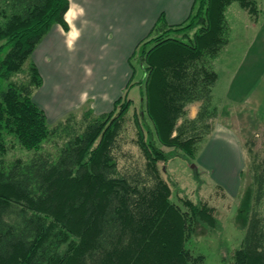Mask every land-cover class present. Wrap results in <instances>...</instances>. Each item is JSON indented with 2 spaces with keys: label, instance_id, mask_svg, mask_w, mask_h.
<instances>
[{
  "label": "trees",
  "instance_id": "16d2710c",
  "mask_svg": "<svg viewBox=\"0 0 264 264\" xmlns=\"http://www.w3.org/2000/svg\"><path fill=\"white\" fill-rule=\"evenodd\" d=\"M235 1L259 12L256 0H195L183 23L160 21L137 46L146 77H132L111 110L80 119L71 112L50 127L33 100L40 70L24 65L54 24L69 30L70 1L0 0V264H204L187 241L218 219L204 201L174 202L160 162L193 160L213 130V63L229 42L225 12ZM138 84L140 111L129 97ZM131 110L137 131L129 140L143 161L121 165L131 156L123 150ZM54 137L62 140L57 156L43 150ZM16 147L35 152L3 157ZM254 162L255 202L235 264H264V157Z\"/></svg>",
  "mask_w": 264,
  "mask_h": 264
},
{
  "label": "rangeland",
  "instance_id": "374dc122",
  "mask_svg": "<svg viewBox=\"0 0 264 264\" xmlns=\"http://www.w3.org/2000/svg\"><path fill=\"white\" fill-rule=\"evenodd\" d=\"M256 2L259 8V24L256 28L253 26L256 21V18L253 19L255 15L250 14L249 17L238 1L232 3L226 15L229 42L213 63V68L217 73V79L213 86V104L217 106V114L210 120L213 125L212 132L206 135L205 140L199 144V148L200 146L201 148L193 160L190 157L179 155L170 156L166 163L160 162V165H165L163 174L172 185V200L174 202L184 206L182 202L185 198H190L195 202L204 201L213 208V213L218 219L217 225L213 228L206 229L198 226L187 241V247L194 256L199 254L205 256L204 264H235V250L240 247L245 237L246 223L251 217L252 206L255 202L256 184L254 183L252 166L255 164L254 161L259 162L264 157V114L261 115L250 106L238 104L252 92L257 78L264 72V0H256ZM189 34L192 35L193 31H190ZM176 36L181 37L182 34ZM79 41L82 42L81 39ZM135 52L138 53L139 48L136 47ZM134 53L129 63L132 62L134 66L131 63L130 66L135 67L133 78L136 81L144 79L146 72L138 56H134ZM66 54L68 53L64 52V55ZM87 58L92 60L80 61L77 59L74 63H78L77 66L83 67L84 71L88 73L84 78L85 80L88 79L87 82L85 84L83 82V85L79 84L81 81L78 83L80 90L87 88L94 79H97L94 73L91 74V69L97 72L98 69L95 68L98 67V63L92 56ZM51 59V62L45 63L43 71L46 73V78L49 75L53 84V79L55 80L61 74L59 65L64 62L55 55H51ZM32 61L37 64L33 55L26 61L25 70L31 66ZM64 68H62L63 75L66 73ZM77 69L76 67L74 71ZM16 77L18 78V76ZM69 77L72 78V74ZM23 78H25V74L21 73L18 79ZM49 79H44L42 84L45 85L46 92L52 91L48 90ZM42 85L33 94V100L36 103L38 100L37 91L43 88ZM140 90L138 84L134 85L129 92V97L136 102L135 109L137 111L142 109L139 103L141 99ZM50 95L52 100H56L60 93L53 92ZM66 95L67 93H63L61 96L65 99ZM80 97L76 103L78 104L77 110L69 112L70 114L71 112H79L77 119H80L83 113L90 109L93 114H100L113 108V102L106 103L103 106L108 105L107 109L105 107L98 108L96 111L91 107L90 93L83 92ZM100 104H98L99 107H102ZM200 104V102L190 104L189 114H196ZM133 112L134 110H131L127 117L128 130L126 134L128 141L123 146V150L128 151L131 156L128 154L130 157L126 161L125 158L121 159V165L138 160L143 161L139 148L129 140V138L136 136L137 131L134 125ZM56 122L52 123L48 119L50 127ZM146 122L151 123L148 119ZM218 134H227L231 139V145L229 146L228 141H223L215 143L219 148H212L214 141L210 138ZM61 141V138L54 137L45 142L43 150L57 156ZM237 144L238 147H236ZM162 148L166 152L175 151L173 147L162 146ZM215 149L217 152L214 155ZM176 151L181 153V150ZM34 152V150L16 147L3 157L7 160L16 157L29 158Z\"/></svg>",
  "mask_w": 264,
  "mask_h": 264
},
{
  "label": "crops",
  "instance_id": "0c3cea01",
  "mask_svg": "<svg viewBox=\"0 0 264 264\" xmlns=\"http://www.w3.org/2000/svg\"><path fill=\"white\" fill-rule=\"evenodd\" d=\"M69 1L70 7L65 15L69 30H65L61 24H54L32 54L43 81L49 79V75L46 78L43 70L45 63L52 61L51 55H55L64 62L59 65V69L61 68L62 74V68L65 67L63 70L66 73L53 79V84L50 79L48 81L50 85L48 90L52 91L46 92L45 85H42L43 88L37 91L36 96L37 104L43 108L47 120L49 119L52 123L70 111L77 110L76 103L83 92L90 93L91 107L96 111L98 108H104L103 105L106 103L114 104L133 77V69L129 61L135 48L148 37L160 21L169 25L183 23L190 15L195 0ZM230 6L226 10V15ZM244 12L250 17L246 9ZM255 18L254 28L259 24L258 13L253 17ZM80 39L82 42L79 41ZM64 52L68 54L64 55ZM88 56L94 57L98 63V67L95 68L98 69L97 72L91 69V74L94 73L97 79H94L87 88L80 90L78 83L81 81L79 84L83 85V82L85 84L88 79L84 78L88 73L83 67H78V63H74L77 59L92 60L87 58ZM76 67L78 69L74 71ZM71 74L72 78L69 77ZM53 92L60 93L56 100H52L50 95ZM63 93H67L65 99L61 96ZM99 103L102 107H99ZM238 104L250 106L258 113L264 114V72L257 78L252 92ZM108 107L107 105L105 109ZM196 114H190V116L195 117ZM210 140L214 141L212 148H219L215 143L223 141H228L229 146L231 145V139L227 134L213 135ZM216 152L215 149L214 155Z\"/></svg>",
  "mask_w": 264,
  "mask_h": 264
}]
</instances>
